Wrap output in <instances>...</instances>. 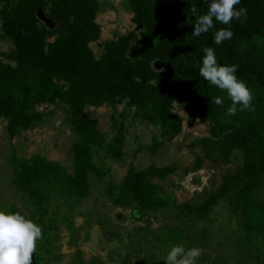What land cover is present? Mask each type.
<instances>
[{"label": "rangeland", "instance_id": "rangeland-1", "mask_svg": "<svg viewBox=\"0 0 264 264\" xmlns=\"http://www.w3.org/2000/svg\"><path fill=\"white\" fill-rule=\"evenodd\" d=\"M11 2L0 0V66L4 67H16L4 57L14 48L4 33L3 14ZM134 16L127 0H98L95 20L101 35L90 43L97 60L106 43L140 35ZM38 17L41 26L52 28L46 11ZM137 43L131 40V57ZM248 45L264 52V36L236 40L239 51ZM152 67L160 71L164 65L156 61ZM53 82L63 92L68 88L64 78L55 77ZM174 112L183 119L182 131L165 141L154 122L141 120L124 104L86 105L84 113L95 123L98 137L91 150L85 194L69 186L78 136L66 102L42 92L33 109L36 123L14 138L0 116V207L22 212L41 226L47 241L37 242L40 264H164L166 247L177 243L201 247L199 264H264V238L247 234L242 226L238 203L246 182L242 151L226 134H218L213 122L198 119L190 125L178 102ZM28 165L35 166L37 174L27 186L19 171ZM131 167L150 170L148 183L172 194L176 205L207 206L204 215L180 221L171 200L144 212L136 204H116L112 196ZM254 198L264 206V175Z\"/></svg>", "mask_w": 264, "mask_h": 264}, {"label": "trees", "instance_id": "trees-1", "mask_svg": "<svg viewBox=\"0 0 264 264\" xmlns=\"http://www.w3.org/2000/svg\"><path fill=\"white\" fill-rule=\"evenodd\" d=\"M127 1L140 35L131 34L106 43L102 57L97 60L90 43L101 35V27L95 20L98 0H12L3 16L4 33L12 39L14 48L4 57L16 67L0 66L3 77L0 116L7 120L10 138L36 123L33 109L42 92L66 102L69 121L78 136L74 149L75 172L69 186L85 194L92 169L91 150L98 137L95 123L84 113L86 105L101 106L106 102L116 105L121 103L117 97H128L126 109L131 111L129 106L135 104V116L154 122L161 130L162 139L171 141L183 126V119L174 112V103L178 102L187 112L190 125L198 119L213 122L217 133L226 134L242 151L246 180L238 195L242 226L247 234L264 238V206L254 198L264 175V52L252 45L244 51L236 47L237 39L264 36V0H241V5L236 7L247 9V19L233 20V36L219 45L214 43L211 30L199 37L191 36L195 22L191 5L195 3L200 14L206 11L208 0ZM40 11H46L52 28L41 26ZM222 27L225 25L214 21V30ZM51 37L54 40L49 42ZM131 40L138 42L132 57ZM204 47L215 49L218 63L238 65L237 76L252 89L253 110L227 115L225 109L231 102L226 94L199 75ZM156 61L163 63L162 70L153 69ZM55 77L68 82L66 91L53 82ZM107 84L111 87L104 89ZM215 95L223 97V104L212 102ZM148 171L131 167L119 192L112 196L114 202L136 204L135 208L144 212L171 200L180 221L204 215L207 206L176 205L172 194L148 183ZM19 172L21 181L28 186L37 168L21 166ZM45 239L41 243L46 244ZM38 250L37 246L36 264H40Z\"/></svg>", "mask_w": 264, "mask_h": 264}, {"label": "clouds", "instance_id": "clouds-1", "mask_svg": "<svg viewBox=\"0 0 264 264\" xmlns=\"http://www.w3.org/2000/svg\"><path fill=\"white\" fill-rule=\"evenodd\" d=\"M241 5V0H208L206 11L198 14L195 3L190 11L195 16L191 36L199 37L213 29L214 21L225 27L218 28L213 33V41L219 45L233 36L231 23L233 20L247 19V9ZM199 63V75L221 92L225 93L230 104L225 111L228 116H234L237 111L253 110V93L248 84L237 76L236 64H220L217 62L213 47H204ZM121 104H128V97H117ZM216 105L223 104L221 95L212 97ZM131 111L136 105L129 106ZM43 239L42 228L33 219L22 212L0 207V264H32L33 254L37 251V242ZM162 257L164 264H199L202 248L193 246L186 248L183 244H172L165 249Z\"/></svg>", "mask_w": 264, "mask_h": 264}, {"label": "water", "instance_id": "water-1", "mask_svg": "<svg viewBox=\"0 0 264 264\" xmlns=\"http://www.w3.org/2000/svg\"><path fill=\"white\" fill-rule=\"evenodd\" d=\"M32 264H36V259H35V255L33 254V257H32Z\"/></svg>", "mask_w": 264, "mask_h": 264}]
</instances>
